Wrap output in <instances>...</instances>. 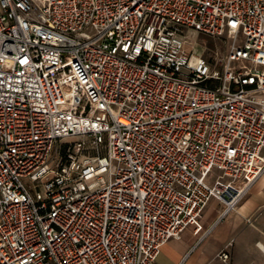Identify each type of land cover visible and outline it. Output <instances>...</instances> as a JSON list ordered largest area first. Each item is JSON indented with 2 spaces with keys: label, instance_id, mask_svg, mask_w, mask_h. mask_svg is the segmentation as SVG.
Here are the masks:
<instances>
[{
  "label": "built area",
  "instance_id": "built-area-1",
  "mask_svg": "<svg viewBox=\"0 0 264 264\" xmlns=\"http://www.w3.org/2000/svg\"><path fill=\"white\" fill-rule=\"evenodd\" d=\"M263 174L264 0H0V264H156Z\"/></svg>",
  "mask_w": 264,
  "mask_h": 264
},
{
  "label": "crops",
  "instance_id": "crops-1",
  "mask_svg": "<svg viewBox=\"0 0 264 264\" xmlns=\"http://www.w3.org/2000/svg\"><path fill=\"white\" fill-rule=\"evenodd\" d=\"M221 213L222 206L211 199L198 230L186 227L179 241L163 245L156 264H264V174L234 211ZM225 251L228 263L219 259Z\"/></svg>",
  "mask_w": 264,
  "mask_h": 264
},
{
  "label": "rangeland",
  "instance_id": "rangeland-1",
  "mask_svg": "<svg viewBox=\"0 0 264 264\" xmlns=\"http://www.w3.org/2000/svg\"><path fill=\"white\" fill-rule=\"evenodd\" d=\"M187 37L191 49L212 65L225 57L230 45V42L225 37L213 39L194 32H188ZM239 39L241 41V38ZM218 68L220 69V65H218Z\"/></svg>",
  "mask_w": 264,
  "mask_h": 264
}]
</instances>
